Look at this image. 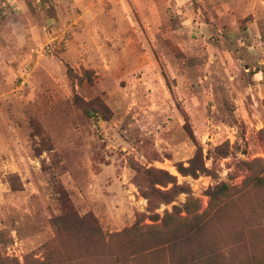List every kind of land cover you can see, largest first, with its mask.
I'll use <instances>...</instances> for the list:
<instances>
[{
	"label": "rangeland",
	"instance_id": "obj_1",
	"mask_svg": "<svg viewBox=\"0 0 264 264\" xmlns=\"http://www.w3.org/2000/svg\"><path fill=\"white\" fill-rule=\"evenodd\" d=\"M44 263L264 264V0H0V264Z\"/></svg>",
	"mask_w": 264,
	"mask_h": 264
},
{
	"label": "trees",
	"instance_id": "obj_2",
	"mask_svg": "<svg viewBox=\"0 0 264 264\" xmlns=\"http://www.w3.org/2000/svg\"><path fill=\"white\" fill-rule=\"evenodd\" d=\"M79 105H81V104H79ZM82 107H83V111H84L88 116H92V112H91L88 108H86V107H84V106H82ZM167 177L170 178V176H169L168 174H167ZM259 183H263V180L260 179V180H259ZM227 189H228V187H227L225 184H223L222 186L218 187L217 190L214 191V192L210 195L211 199H213L214 196H215L218 192H219V193H222V192H224V191L227 190ZM191 230L193 231V230H194V227H192ZM44 264H45V263H44Z\"/></svg>",
	"mask_w": 264,
	"mask_h": 264
}]
</instances>
